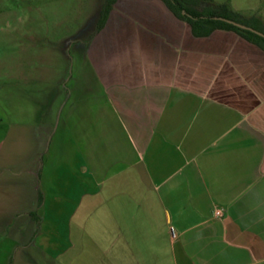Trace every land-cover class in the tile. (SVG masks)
I'll return each mask as SVG.
<instances>
[{
  "label": "crops",
  "instance_id": "crops-1",
  "mask_svg": "<svg viewBox=\"0 0 264 264\" xmlns=\"http://www.w3.org/2000/svg\"><path fill=\"white\" fill-rule=\"evenodd\" d=\"M104 1L78 2L57 109L0 139V264H264V51L162 0L97 30Z\"/></svg>",
  "mask_w": 264,
  "mask_h": 264
},
{
  "label": "rangeland",
  "instance_id": "rangeland-1",
  "mask_svg": "<svg viewBox=\"0 0 264 264\" xmlns=\"http://www.w3.org/2000/svg\"><path fill=\"white\" fill-rule=\"evenodd\" d=\"M78 2L0 0V139L12 125L32 121L44 108L52 115L59 106L73 40L81 26H90ZM33 257L30 264H58L57 256Z\"/></svg>",
  "mask_w": 264,
  "mask_h": 264
},
{
  "label": "trees",
  "instance_id": "trees-1",
  "mask_svg": "<svg viewBox=\"0 0 264 264\" xmlns=\"http://www.w3.org/2000/svg\"><path fill=\"white\" fill-rule=\"evenodd\" d=\"M117 0H105L96 29L105 23ZM179 19L188 23L195 36H208L214 30L232 31L264 51V20L257 14L249 17L234 10L229 2L215 0H162ZM248 27L252 28L249 29ZM258 32L262 33L259 34Z\"/></svg>",
  "mask_w": 264,
  "mask_h": 264
},
{
  "label": "built area",
  "instance_id": "built-area-1",
  "mask_svg": "<svg viewBox=\"0 0 264 264\" xmlns=\"http://www.w3.org/2000/svg\"><path fill=\"white\" fill-rule=\"evenodd\" d=\"M222 214H223V209L222 208H215L214 211H213V215L215 217H220V216H222ZM170 233H171L172 237H174L175 234H176L175 233V229H174L173 226H170Z\"/></svg>",
  "mask_w": 264,
  "mask_h": 264
},
{
  "label": "water",
  "instance_id": "water-1",
  "mask_svg": "<svg viewBox=\"0 0 264 264\" xmlns=\"http://www.w3.org/2000/svg\"><path fill=\"white\" fill-rule=\"evenodd\" d=\"M249 29H251L252 30V28H250V27H248ZM259 34H262V33H260V32H258Z\"/></svg>",
  "mask_w": 264,
  "mask_h": 264
}]
</instances>
